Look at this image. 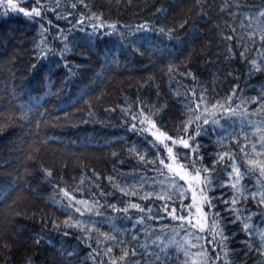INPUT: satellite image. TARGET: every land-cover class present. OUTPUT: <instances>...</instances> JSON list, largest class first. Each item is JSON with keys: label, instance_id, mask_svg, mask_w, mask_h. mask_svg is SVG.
I'll return each instance as SVG.
<instances>
[{"label": "trees", "instance_id": "1", "mask_svg": "<svg viewBox=\"0 0 264 264\" xmlns=\"http://www.w3.org/2000/svg\"><path fill=\"white\" fill-rule=\"evenodd\" d=\"M0 264H264V0L0 2Z\"/></svg>", "mask_w": 264, "mask_h": 264}, {"label": "rangeland", "instance_id": "2", "mask_svg": "<svg viewBox=\"0 0 264 264\" xmlns=\"http://www.w3.org/2000/svg\"><path fill=\"white\" fill-rule=\"evenodd\" d=\"M0 2L5 4H11V0H0ZM15 7V6H14ZM143 120H146V118L140 116ZM147 124V131L155 138V140L163 145L165 148H167L168 151V169L170 172L177 175L179 178L190 181L195 184V193L193 194V204L194 208H191L192 210V217L191 220L193 222H199L200 224L207 223L208 218L207 215V207H206V195L203 191L198 173L195 171H191L188 168L184 167L181 163H179L175 157L173 156V144L170 142L165 135H163L152 123L146 122ZM199 187V188H198ZM201 188V189H200Z\"/></svg>", "mask_w": 264, "mask_h": 264}]
</instances>
